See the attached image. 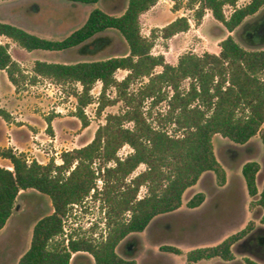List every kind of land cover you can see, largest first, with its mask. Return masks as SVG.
Returning <instances> with one entry per match:
<instances>
[{"label":"trees","instance_id":"16d2710c","mask_svg":"<svg viewBox=\"0 0 264 264\" xmlns=\"http://www.w3.org/2000/svg\"><path fill=\"white\" fill-rule=\"evenodd\" d=\"M100 1L61 0V5L56 1L50 6L40 0L32 3L24 0L6 8L12 15L25 17L23 25L0 21V37L10 38L27 50L56 51L75 59L71 63L37 60L33 72L57 83L81 85L76 93V115L83 126L88 125L84 107L92 102L90 90L96 81L102 84L97 112L115 101L102 99L109 87L115 89L117 99L124 103L121 113L106 115L90 142L61 152L60 164L53 158L46 164L35 159L29 161L23 152L0 148V156L12 167L0 166V230L16 210L21 191L34 189L48 196L53 207L52 213L34 224L29 246L17 264H69L71 254L79 250L89 252L95 264H135L133 257L140 250L136 234L144 230L154 243H197L212 239L231 224L222 222V213L209 228L195 219L193 214L205 201L204 193H195L186 202L192 212H182L179 208L185 190L195 185L203 174H213L219 186L226 182L225 170L214 153L213 135L220 134L231 141L230 147L236 153L253 154L257 145L250 140L257 134L264 145V12L254 16L264 7V0H248L242 6H237L239 0H187L197 20L207 9L227 31L237 30L240 41L227 35L220 40L218 53L186 52L178 57L176 64L167 62L162 54H152V37L141 34L139 17L157 0H128L120 14L101 8L88 9ZM226 5L233 7L229 16L224 13ZM85 11L87 15L83 17ZM250 16L254 18L247 19ZM33 24L53 26L58 33L70 32L60 40L48 39L24 28ZM189 25L186 16L177 17L159 29L160 36L170 38L188 30ZM113 31L125 41L126 53L84 59L106 46ZM156 67L161 69L156 71ZM119 69L127 71L121 80L115 77ZM0 70H5L15 87L18 77L23 76L7 43H0ZM185 80L188 86L182 88ZM135 81L141 82L136 92H127ZM146 100L148 115L154 106L166 102L164 112L153 118L158 126L146 117L143 110ZM0 117L11 120V114L2 106ZM125 122H131L132 126H125ZM162 122L173 125L175 131L181 130V135L160 128ZM47 124L50 125V118ZM125 144L132 152L121 158L117 152ZM110 162L114 165L107 166ZM96 163L98 166H94ZM140 164L146 168L129 178ZM259 173L257 161L247 160L242 164L241 174L252 197L250 206H256L255 213L260 212L261 224L254 226L249 221L239 233L215 246L189 250L185 264L215 257L234 261V251L242 246L246 250L244 264H260L252 258L264 259V183L259 190ZM97 179L103 182L101 190ZM142 185L146 193L138 198ZM97 194L103 196L111 219L105 240L93 243L71 235L66 243L65 239L59 240L64 234L63 217L70 208ZM241 200L240 194L237 206ZM162 249L181 254V249L174 246L164 245ZM140 264L173 263L163 254L148 252Z\"/></svg>","mask_w":264,"mask_h":264},{"label":"rangeland","instance_id":"374dc122","mask_svg":"<svg viewBox=\"0 0 264 264\" xmlns=\"http://www.w3.org/2000/svg\"><path fill=\"white\" fill-rule=\"evenodd\" d=\"M20 1L24 0H0V21L10 23L19 22L23 25L22 23L27 20L25 17H17L6 11V8L9 9L12 4ZM25 1L32 3L36 0ZM40 1L50 6L58 1L57 4L61 5V0ZM247 1L239 0L237 6H242ZM127 2L128 0H101L89 6L88 9L101 8L109 13L120 14L126 7ZM232 10V6H224L226 16H229ZM262 12H264V7L254 16H258ZM86 15L87 12H83V17H86ZM181 16L188 18L190 24L188 30L179 32L170 38L161 37L159 29ZM254 16H250L247 19H252ZM139 20L141 34L146 37H152L153 39L152 54H162L165 60L171 64H176L178 57L186 52H193L198 55L206 51L218 53L220 49L219 42L227 35H232L234 39L240 41L237 30L233 32L227 31L221 23L213 18L211 12L207 9L204 11L203 16L197 20L194 10L188 7L187 0H157L149 10L140 15ZM24 28L40 37L54 40H60L70 32L58 33L53 30V26L43 27L38 24L27 25ZM111 34L112 39L106 46L97 52L89 54L84 59H99L126 53L127 47L123 38L115 31ZM0 43L8 44V50L12 58L19 63L23 72V76L18 77L19 83L15 87L6 77V73L1 71L0 102L12 114L11 119L16 116L19 120H24L15 124L13 137L14 142L18 146L16 152H23L27 160L35 159L37 161L39 160V163L46 164L53 158L56 164L62 163L60 158L61 152L87 144L91 141L97 127L105 122L107 114H118L124 110L123 101L118 100L115 89L109 87L102 99L115 101L108 102V105L100 112H97L98 104L101 100L100 92L102 84L100 81H96L90 90L92 102L84 107V114L88 125L86 127L83 126L81 120L76 115V93L81 90V85L74 82L57 83L49 78L38 76L33 72L34 63L37 60L71 63L75 59H70L56 51L41 49L27 50L5 36L0 37ZM160 69V67H156L155 70L159 71ZM126 73V70L119 69L115 72V77L117 80H121ZM140 84V81L130 83L127 92L135 93ZM187 86L188 80L183 81L182 88H186ZM148 108L149 102L146 100L143 103V110L146 117L149 121L153 122V125L158 126V123L153 118L158 117L160 112H164L166 102L154 106L151 109L150 115L146 112ZM48 118H50L49 126L47 124ZM25 122H27V126H21ZM124 125L131 127L132 123L125 122ZM162 126L172 135H181L182 133L181 130L175 131L171 124L162 122L159 127L161 128ZM1 130L2 126H0V136L4 140V134H2ZM250 142L257 145V149L253 154L236 153L230 147V144H232L231 141L220 134L213 135L212 144L214 153L225 170L226 182L223 186H219L215 182L213 174H203L195 185L185 190L182 196V205L179 208V211L182 212H192L186 206V202L195 193L202 192L205 195V201L196 209L198 211L193 214L195 219L202 222L201 224L203 226L205 225L209 228L218 219L216 216L222 213L223 215H220L223 217L221 219L222 222L231 225L223 228L218 236L197 243L175 241L154 243L149 239L146 230L139 232L136 236L139 240L140 250L133 257L135 264H140L148 252L152 254H163L173 264H185L186 253L189 250L215 246L226 237L239 233L249 221H252L254 226L261 224L260 212L255 213L256 206H250L252 197L247 193L241 174V167L247 160H255L260 164L257 185L259 190H261L264 183V145L261 143L258 134L252 137ZM131 152L132 148L125 144L118 150L117 156L123 158ZM9 165L10 163L7 160L0 157V166L12 169ZM113 165V162L107 164V166ZM94 166H98V164L96 163ZM145 168L146 166L144 164H140L130 174L129 178L135 176ZM96 184L98 190H101L103 187L102 180L97 179ZM145 193L146 187L142 185L139 188L137 197L140 198ZM240 194L242 195L241 205L239 204L237 206V198ZM16 205H18V208L0 230V264H17L18 258L29 246L32 228L36 221L53 212L49 197L34 189L21 191L17 197ZM215 207L221 208L220 211H215ZM128 217L129 215L126 214L125 218ZM63 226L64 234L59 240L65 239V243L70 235L74 239L84 238L93 243H98L101 240L104 241L111 229V219L108 216V206L103 201V196L101 194L88 196L80 204L73 205L68 211V214L63 217ZM130 241L135 240L131 239ZM164 245L180 248L181 254L164 251L162 249ZM129 249H132V245ZM245 251L243 246L234 251L235 263H233L234 261H226L215 257L203 259L197 262V264H244L243 258L246 254L243 253ZM252 258L260 264H264V259ZM74 260H77L76 264H95L93 256L84 250L72 253L69 264H73Z\"/></svg>","mask_w":264,"mask_h":264},{"label":"crops","instance_id":"0c3cea01","mask_svg":"<svg viewBox=\"0 0 264 264\" xmlns=\"http://www.w3.org/2000/svg\"><path fill=\"white\" fill-rule=\"evenodd\" d=\"M1 71L5 72V70H0V75H2ZM3 77H5V76H3ZM6 77H7V74H6ZM0 106H2V107L4 106L5 107V105L3 103H1V102H0ZM19 121H24V120H19L18 117L14 116V117H12L11 121L8 122V121H5L3 118L0 117V126H2V130L1 131H2V134H4V140H2V138L0 136V147H11L15 151H16V149H18V146L14 142L13 132H14L15 124L18 123ZM21 126H27V122H25V124H23ZM32 137H35V136H32ZM19 151H21V149H19ZM3 159L7 160L5 158H3Z\"/></svg>","mask_w":264,"mask_h":264},{"label":"flooded vegetation","instance_id":"af4514ba","mask_svg":"<svg viewBox=\"0 0 264 264\" xmlns=\"http://www.w3.org/2000/svg\"><path fill=\"white\" fill-rule=\"evenodd\" d=\"M77 263V260H74L73 264H76ZM82 264H85V263H82Z\"/></svg>","mask_w":264,"mask_h":264},{"label":"water","instance_id":"95a60500","mask_svg":"<svg viewBox=\"0 0 264 264\" xmlns=\"http://www.w3.org/2000/svg\"><path fill=\"white\" fill-rule=\"evenodd\" d=\"M16 209L18 208V205H16V207H15Z\"/></svg>","mask_w":264,"mask_h":264}]
</instances>
